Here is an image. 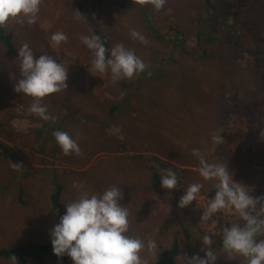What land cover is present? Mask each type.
Segmentation results:
<instances>
[{
  "label": "rangeland",
  "instance_id": "rangeland-1",
  "mask_svg": "<svg viewBox=\"0 0 264 264\" xmlns=\"http://www.w3.org/2000/svg\"><path fill=\"white\" fill-rule=\"evenodd\" d=\"M3 27L15 46L8 52L0 42V142L13 155L0 154V248L50 243L49 230L77 196L76 182L90 194L111 185L121 189L126 234L157 243L149 264L168 251L174 264L180 256H203V230L213 236L215 264H241L243 258L227 260L220 249L219 228L235 219L231 210L198 225L215 189L214 181L199 176L191 150L209 162H226L234 181L253 197L264 196L256 174L264 163V0H165L159 10L136 0H41L35 23L9 19ZM95 28L109 37L110 49L122 44L146 68L115 82L109 72L91 74L92 57L79 37ZM132 30L145 42L131 38ZM57 31L67 40L52 49ZM24 43L35 57L70 61L66 89L39 100L54 122L30 113L37 101L13 91L20 78L17 49ZM57 130L77 141L80 155L61 152L52 135ZM214 134L222 138L215 151ZM165 168L176 173L180 187H160ZM191 183L202 184L196 200L178 208ZM58 187L60 207L54 208ZM0 264H10L9 258L0 257ZM42 264L64 263L44 255Z\"/></svg>",
  "mask_w": 264,
  "mask_h": 264
},
{
  "label": "clouds",
  "instance_id": "clouds-1",
  "mask_svg": "<svg viewBox=\"0 0 264 264\" xmlns=\"http://www.w3.org/2000/svg\"><path fill=\"white\" fill-rule=\"evenodd\" d=\"M137 3L151 4L154 10H159L165 0H136ZM41 0H0V26L9 19H16L18 23H35L40 9ZM77 18H83L75 12ZM84 19V18H83ZM133 39L145 42L144 37L135 30L130 31ZM67 37L63 32H54L50 36V48L55 49ZM81 44L91 54V64L88 71L103 75L111 74L115 82L139 75L146 65L122 44L117 43L108 50L101 38L95 34L81 35ZM55 52V51H54ZM43 53V52H42ZM19 59L20 78L15 80L13 91L34 98L28 111L40 120L54 122L45 106L39 103L41 98L49 94L60 92L67 87L68 64L58 63L57 59L48 54L35 57L33 50L27 43L17 49ZM56 145L64 155H80L81 150L75 139L67 132L57 130L53 132ZM261 136V133H260ZM212 150L222 143L220 135H212ZM192 155L198 161V173L204 181H214V195L203 209L198 225H204L218 212L231 210L235 219L228 226L219 228L220 249L227 260L243 258L241 264H264V196L253 197L246 190L248 186L233 180V173L226 162H209L205 154L199 149H192ZM19 170L20 164H12ZM159 184L162 189L172 190L180 187L177 175L171 168L161 169ZM77 196L64 204V214L58 223L49 230L51 252L57 258L67 256L71 264H149L157 256V243L153 239L141 240L139 237L127 235L128 209L119 201L123 199V192L117 185L106 187L100 193H89L84 190L83 183H73ZM202 188L201 183H191L183 188V194L177 201L178 208H185L196 200ZM170 195V193H169ZM259 205V206H258ZM259 207V212L253 209ZM203 230V228H200ZM203 230L200 237L203 256L192 254L180 256V264H215L218 255L213 245L212 234ZM146 253L141 258L140 253ZM10 264H16V257H9Z\"/></svg>",
  "mask_w": 264,
  "mask_h": 264
},
{
  "label": "trees",
  "instance_id": "trees-1",
  "mask_svg": "<svg viewBox=\"0 0 264 264\" xmlns=\"http://www.w3.org/2000/svg\"><path fill=\"white\" fill-rule=\"evenodd\" d=\"M117 5L118 7H122L124 4L123 2H119L117 3ZM92 31L93 34L99 36L103 41L104 47L106 49L105 56L107 58L108 50H110L111 47V42L109 37L98 28H95ZM0 42L3 43V45L6 47L8 52H11L15 46L11 32H6L3 26H0ZM0 154L5 157L13 156L9 151L8 147L2 142H0ZM148 158H150L153 161H160V159L154 156ZM156 170L157 169L155 168V172ZM59 195H60V187H58L56 191L52 194V201L54 208L60 207ZM44 255H47L55 260L62 259L64 264L67 263L71 264V261L67 256H64L62 258H57L56 256H54L51 252L50 243L43 245L36 244V245H23L12 248H0V257L9 258L10 256H15L17 259L20 260V264H22L26 258H34L38 261V264H42ZM154 264H174L173 254L170 251L166 252V254L163 253Z\"/></svg>",
  "mask_w": 264,
  "mask_h": 264
},
{
  "label": "crops",
  "instance_id": "crops-1",
  "mask_svg": "<svg viewBox=\"0 0 264 264\" xmlns=\"http://www.w3.org/2000/svg\"><path fill=\"white\" fill-rule=\"evenodd\" d=\"M261 135L263 134L264 135V130H261L260 131ZM257 146H259V144L257 145L256 144V148ZM256 168H257V172L256 174L260 175L261 177V180L258 182V185H259V191H264V163H258L256 165Z\"/></svg>",
  "mask_w": 264,
  "mask_h": 264
},
{
  "label": "bare ground",
  "instance_id": "bare-ground-1",
  "mask_svg": "<svg viewBox=\"0 0 264 264\" xmlns=\"http://www.w3.org/2000/svg\"><path fill=\"white\" fill-rule=\"evenodd\" d=\"M179 117V116H178ZM178 123V122H177ZM181 126V125H180ZM184 127H182V129H183ZM206 184V183H205ZM167 212V211H166ZM156 226V225H155Z\"/></svg>",
  "mask_w": 264,
  "mask_h": 264
}]
</instances>
